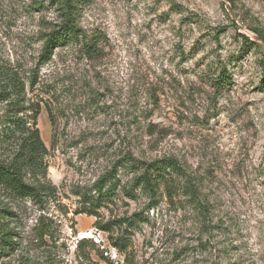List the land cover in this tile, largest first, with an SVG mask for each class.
Instances as JSON below:
<instances>
[{"label":"rangeland","instance_id":"374dc122","mask_svg":"<svg viewBox=\"0 0 264 264\" xmlns=\"http://www.w3.org/2000/svg\"><path fill=\"white\" fill-rule=\"evenodd\" d=\"M42 1L0 0V67L39 70L28 92L41 101L49 148L38 178L57 196L0 197L21 239L0 264H264V0H82L80 40L40 65L42 35L64 19L59 4ZM222 70L232 82L216 90ZM128 152L176 157L196 195L177 185L170 200L162 185L150 207L141 190L126 194L125 167L107 197L88 192ZM77 191L98 198L96 215L76 213ZM135 212L148 220L111 225L131 241L126 260L96 222ZM45 226L51 237H41Z\"/></svg>","mask_w":264,"mask_h":264},{"label":"trees","instance_id":"16d2710c","mask_svg":"<svg viewBox=\"0 0 264 264\" xmlns=\"http://www.w3.org/2000/svg\"><path fill=\"white\" fill-rule=\"evenodd\" d=\"M49 1L63 8L64 19L42 35L40 65L49 62L57 48L71 41L80 40L84 32L75 18L76 10L82 0ZM40 7H44L43 1L34 0V8ZM95 45L96 39H90L86 43L88 51H91ZM261 63L264 70V59ZM231 80L232 75L222 70L212 79V84L216 90H221L226 85H230ZM38 82V69L27 77L17 68L0 67V103L5 105L4 112L0 115V197L2 196L3 199L19 200L29 197L43 203L45 199H54L57 196L56 185L38 178L40 173L44 174L47 171L46 156L49 152L38 122L42 113L41 101L28 97V92L33 91ZM46 109L53 122V111L50 105H47ZM52 142L54 146L55 139ZM120 167L129 168L132 172L129 185L124 186L126 194L131 198H136L137 189L141 190L148 195L150 207L160 202L162 185L170 200L173 198L177 185H181L184 192L191 196L197 193L194 178L176 157L144 159L132 152L126 153L117 164L103 173L88 192L94 190L100 198L107 197L110 194L109 191H113L120 184L118 178ZM29 172L32 173L36 182L27 179ZM76 194H79L84 201V205L77 209L76 213L96 215L99 206L96 203L98 198L93 200L92 196L88 193L81 194V191H77ZM12 216L16 215L10 209H0V258L7 256L10 251L17 250L21 245L20 233L16 231L17 227L12 228L8 223L14 220ZM147 220L143 212H135L131 216L105 223L97 221L96 226L109 233L112 246L124 252L127 260L128 245L131 241L126 239L128 237H115L111 232V225L125 224L126 227H135L139 222ZM48 228V226L42 227L41 237L45 235L51 237L52 232Z\"/></svg>","mask_w":264,"mask_h":264}]
</instances>
